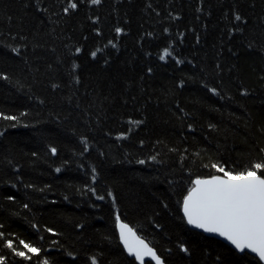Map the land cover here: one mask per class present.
I'll list each match as a JSON object with an SVG mask.
<instances>
[{
    "label": "trees",
    "instance_id": "1",
    "mask_svg": "<svg viewBox=\"0 0 264 264\" xmlns=\"http://www.w3.org/2000/svg\"><path fill=\"white\" fill-rule=\"evenodd\" d=\"M257 163L264 0H0L4 264H136L117 217L164 264H261L181 210Z\"/></svg>",
    "mask_w": 264,
    "mask_h": 264
},
{
    "label": "snow or ice",
    "instance_id": "2",
    "mask_svg": "<svg viewBox=\"0 0 264 264\" xmlns=\"http://www.w3.org/2000/svg\"><path fill=\"white\" fill-rule=\"evenodd\" d=\"M92 3H99V0H92ZM70 7L75 8L76 5L73 3ZM166 55H170L167 49L160 58L163 60ZM52 151L55 152V149ZM212 167L223 172V176L214 175L210 179L192 181L193 187L184 197L183 213L188 224L224 237L238 250L250 249L264 260V175L257 174L258 170L264 169V164L257 163L236 174L215 164ZM117 225L129 255H135L137 260H141L144 255H151L156 264H161L159 257L143 240L137 239L135 243H130L132 230L120 223L119 217ZM20 243L32 254L40 251L24 241ZM7 246L13 248L11 242ZM15 255L29 259L24 251H16ZM0 264H4L3 257H0ZM92 264H96L95 259Z\"/></svg>",
    "mask_w": 264,
    "mask_h": 264
},
{
    "label": "water",
    "instance_id": "3",
    "mask_svg": "<svg viewBox=\"0 0 264 264\" xmlns=\"http://www.w3.org/2000/svg\"><path fill=\"white\" fill-rule=\"evenodd\" d=\"M210 178H211V177H210ZM210 178H204V179H210ZM192 187H193V186H192ZM183 200H184V199H183ZM181 210H182V215H183V217H184V219H185V221H186V223H187V225H188V227H189L190 229L195 230V231H198V232H201V233L205 234L206 236H209V237H212V238H215V239L221 241L222 243L226 244L227 246H229L230 248H232L235 252H237V253H239V254L247 253V254H249L250 256H252V257L258 259V260L261 262V264H264V260H261L260 257H259V255H258L257 253L252 252L250 249H244L243 251L238 250V249L235 248L234 245H232V244H231L228 240H226L224 237H221L220 235H218V234H216V233L205 232V231L202 230V229L196 228L195 226L188 224L187 219H186V217L184 216V213H183V202H182V208H181ZM120 223L125 224V223H123V222H121V221H120ZM125 225H127V224H125ZM127 227L130 228L128 225H127ZM130 229H131V228H130ZM131 230H132V229H131ZM116 231H117V235H118V238H119L120 245L122 246L124 252L126 253V255H127L129 258L133 259L137 264H145V263H147V262H148V263H151V264H156V261L152 259L151 255H144V256H142L141 260H137L136 257H135V255H129L128 250L125 248V245H124V243H123L122 240H121V237H120V229H119L117 223H116ZM137 239L142 240V239H141V238H140V237H139V236H138V235L132 230V233H131V235H130V243H135V241H136ZM143 241H144V240H143ZM144 242H145V241H144ZM145 244H147V243L145 242ZM147 245H148V244H147ZM148 247L151 248L149 245H148ZM151 249H152V248H151ZM152 250H153V249H152ZM153 252H155V251L153 250ZM159 259H160L161 264H163L162 259H161V258H159Z\"/></svg>",
    "mask_w": 264,
    "mask_h": 264
},
{
    "label": "flooded vegetation",
    "instance_id": "4",
    "mask_svg": "<svg viewBox=\"0 0 264 264\" xmlns=\"http://www.w3.org/2000/svg\"><path fill=\"white\" fill-rule=\"evenodd\" d=\"M156 253V252H155ZM157 255V254H156ZM158 256V255H157ZM159 257V256H158ZM160 258V257H159ZM131 259V258H130ZM163 261V260H162ZM148 263V262H147ZM147 263H145V264H147ZM137 264V263H136ZM151 264V263H150ZM163 264H164V262H163Z\"/></svg>",
    "mask_w": 264,
    "mask_h": 264
}]
</instances>
